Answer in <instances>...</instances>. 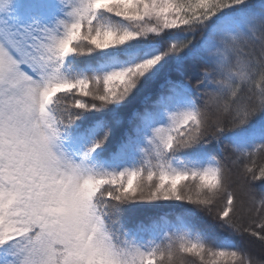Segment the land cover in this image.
Here are the masks:
<instances>
[{
    "label": "snow or ice",
    "instance_id": "1",
    "mask_svg": "<svg viewBox=\"0 0 264 264\" xmlns=\"http://www.w3.org/2000/svg\"><path fill=\"white\" fill-rule=\"evenodd\" d=\"M0 264H264V0H0Z\"/></svg>",
    "mask_w": 264,
    "mask_h": 264
},
{
    "label": "trees",
    "instance_id": "2",
    "mask_svg": "<svg viewBox=\"0 0 264 264\" xmlns=\"http://www.w3.org/2000/svg\"><path fill=\"white\" fill-rule=\"evenodd\" d=\"M145 214H151L152 213V209H143L142 210Z\"/></svg>",
    "mask_w": 264,
    "mask_h": 264
}]
</instances>
